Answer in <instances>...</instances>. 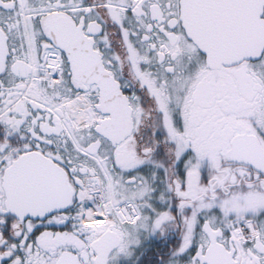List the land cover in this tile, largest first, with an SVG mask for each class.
Wrapping results in <instances>:
<instances>
[{
    "label": "snow or ice",
    "instance_id": "snow-or-ice-1",
    "mask_svg": "<svg viewBox=\"0 0 264 264\" xmlns=\"http://www.w3.org/2000/svg\"><path fill=\"white\" fill-rule=\"evenodd\" d=\"M173 228L141 264H264V0H0V264Z\"/></svg>",
    "mask_w": 264,
    "mask_h": 264
},
{
    "label": "flooded vegetation",
    "instance_id": "flooded-vegetation-1",
    "mask_svg": "<svg viewBox=\"0 0 264 264\" xmlns=\"http://www.w3.org/2000/svg\"><path fill=\"white\" fill-rule=\"evenodd\" d=\"M138 170L142 171L144 175L150 176L152 171L157 172V178L153 180L154 190L156 195L159 194L160 189L163 187V181L160 178V169L151 162H145L143 165L138 166ZM157 204L162 202L156 201ZM179 240L178 229H168L165 233H153L141 230L140 243L138 245H131L132 255L125 257L122 254H117L113 257L109 264H141L145 259L146 253L157 248L163 250L167 248L169 255L171 250L175 247V242ZM161 257L157 255L154 259L159 260Z\"/></svg>",
    "mask_w": 264,
    "mask_h": 264
}]
</instances>
